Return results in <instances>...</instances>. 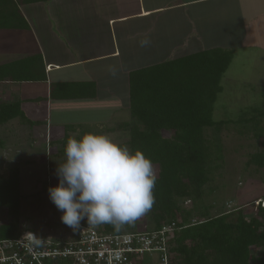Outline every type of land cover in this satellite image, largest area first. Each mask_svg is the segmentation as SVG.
I'll return each instance as SVG.
<instances>
[{"label": "trees", "instance_id": "trees-1", "mask_svg": "<svg viewBox=\"0 0 264 264\" xmlns=\"http://www.w3.org/2000/svg\"><path fill=\"white\" fill-rule=\"evenodd\" d=\"M49 0H0V29H29L19 6ZM234 51L215 47L199 50L171 61L133 70L129 76V110L133 123L113 129H126L127 138L120 143L130 151L140 150L157 168L154 204L148 211L153 226L169 221L177 223L172 245L171 264H264V204L257 200L254 214L244 213L242 206L214 215H206L205 206L194 204L192 213L201 218L192 222L191 211L183 202L200 203L204 186L213 181L222 167L221 132L228 125L238 133L253 131L264 136V104L243 112L236 119L212 117L213 106L221 91V77ZM37 57H24L0 64V81H42L44 68ZM88 86H91L90 89ZM85 92L84 90H87ZM53 95L77 98L93 94L90 82L59 83ZM91 91V92H90ZM17 119L30 124L19 101L0 102V125ZM261 124V125H260ZM164 132L168 133L165 136ZM63 139V146L66 145ZM1 146V140H0ZM264 167V139L260 148L249 154L246 167ZM17 168L7 178H0V210L9 220L0 223V240L18 236L20 227V191ZM48 188H45L47 190ZM264 198V197H263ZM203 217V218H202ZM105 232H118L111 224H101ZM132 229L134 223L123 225ZM260 248L262 255L252 252Z\"/></svg>", "mask_w": 264, "mask_h": 264}, {"label": "crops", "instance_id": "crops-1", "mask_svg": "<svg viewBox=\"0 0 264 264\" xmlns=\"http://www.w3.org/2000/svg\"><path fill=\"white\" fill-rule=\"evenodd\" d=\"M19 9L29 29H0V64L35 56L45 80H2L0 102H20L34 123L16 119V125L40 138L46 155L52 145L55 153L63 151L65 136L117 132L119 124L133 123V70L215 47L264 48V0H49ZM67 82H90L94 92L53 95L55 86ZM104 107L115 108L103 121Z\"/></svg>", "mask_w": 264, "mask_h": 264}, {"label": "rangeland", "instance_id": "rangeland-1", "mask_svg": "<svg viewBox=\"0 0 264 264\" xmlns=\"http://www.w3.org/2000/svg\"><path fill=\"white\" fill-rule=\"evenodd\" d=\"M221 87L213 106V119H236L245 111L261 108L264 104V48L249 47L245 43L244 46H238L221 77ZM104 92L105 90H101L100 94ZM112 108L115 107H104L99 119H109L114 111ZM10 122V125H0V178H7L17 168L21 196L19 224L23 228L22 232L66 236L71 228L62 222L61 211L50 200L48 189L45 190L59 183L56 170L66 157L65 151L58 149L63 146L57 145L58 152L55 153L56 147L52 145V149H48L51 155H46L40 138L30 131L21 133L16 119ZM238 130L233 125L222 130V167L215 173L213 181L204 186L200 203L183 202L181 207L184 210L192 213L191 208L198 204L205 206L206 215L210 216L242 206L248 216L256 212L258 199L261 198L259 204L263 206L264 167L254 170L253 165L246 167V161L250 153L260 148V141L264 136L255 138L251 130H244L243 133H238ZM118 131L108 132L104 128L103 134L120 144L127 135ZM164 134L169 135L166 132ZM154 169L157 173L155 166ZM192 214V222L201 218V214ZM8 220L6 211L0 210V223ZM146 226H152L149 212L134 222V227ZM252 252L257 255L263 253L260 248L255 247Z\"/></svg>", "mask_w": 264, "mask_h": 264}, {"label": "clouds", "instance_id": "clouds-1", "mask_svg": "<svg viewBox=\"0 0 264 264\" xmlns=\"http://www.w3.org/2000/svg\"><path fill=\"white\" fill-rule=\"evenodd\" d=\"M64 151L66 159L56 170L59 183L48 193L73 231L85 218L89 225L111 224L119 230L152 208L157 176L142 151L132 152L109 135L92 132L69 136ZM32 235L30 243L38 244Z\"/></svg>", "mask_w": 264, "mask_h": 264}, {"label": "built area", "instance_id": "built-area-1", "mask_svg": "<svg viewBox=\"0 0 264 264\" xmlns=\"http://www.w3.org/2000/svg\"><path fill=\"white\" fill-rule=\"evenodd\" d=\"M175 221L160 226H121L105 232L101 225L80 221L66 236L21 232L0 240V264H171ZM34 234L38 244L30 243Z\"/></svg>", "mask_w": 264, "mask_h": 264}]
</instances>
